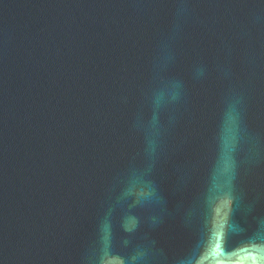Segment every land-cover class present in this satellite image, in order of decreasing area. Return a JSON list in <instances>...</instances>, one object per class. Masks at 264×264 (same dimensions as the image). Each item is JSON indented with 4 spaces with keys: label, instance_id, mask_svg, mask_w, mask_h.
<instances>
[{
    "label": "water",
    "instance_id": "water-1",
    "mask_svg": "<svg viewBox=\"0 0 264 264\" xmlns=\"http://www.w3.org/2000/svg\"><path fill=\"white\" fill-rule=\"evenodd\" d=\"M0 264H264V0H0Z\"/></svg>",
    "mask_w": 264,
    "mask_h": 264
}]
</instances>
